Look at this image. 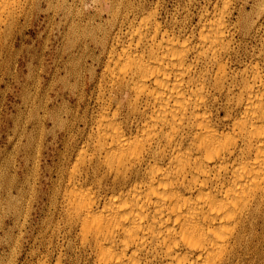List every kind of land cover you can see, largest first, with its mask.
Instances as JSON below:
<instances>
[{
    "label": "bare ground",
    "instance_id": "1",
    "mask_svg": "<svg viewBox=\"0 0 264 264\" xmlns=\"http://www.w3.org/2000/svg\"><path fill=\"white\" fill-rule=\"evenodd\" d=\"M42 1L0 0V73L34 9L68 23L65 4ZM248 1L176 0L161 20L156 4L119 0L108 29L89 13L70 20L80 34L66 74L80 80L81 98L87 80L93 110L78 135L49 115L64 150L50 173L57 221L35 264H64L62 250L50 260L56 235L91 264H264V18L248 20ZM238 34L258 36L261 48L244 52ZM35 125L25 150L44 130Z\"/></svg>",
    "mask_w": 264,
    "mask_h": 264
},
{
    "label": "rangeland",
    "instance_id": "2",
    "mask_svg": "<svg viewBox=\"0 0 264 264\" xmlns=\"http://www.w3.org/2000/svg\"><path fill=\"white\" fill-rule=\"evenodd\" d=\"M144 1L150 2L152 7L156 4L155 7L157 6L161 13V20L167 19L166 16L176 5V0ZM187 1L179 0V3L183 5ZM196 2L199 4L207 2L211 6L214 0H196ZM243 2L244 0H235V4L238 6ZM261 2V0H256L254 4L250 0L245 5L248 20L254 19L259 22L264 18V15H261L257 19L255 14L260 10L259 3ZM43 3L41 0L42 9L45 8V3ZM60 3L65 4L63 7L66 12L68 11L67 13H71L70 16L67 14L68 23L60 25L58 24V15L49 12V16L47 13L34 9L26 23L24 36L21 38L19 35L16 38L15 53L10 61L8 71L4 70L3 73H0V264H35L38 256L42 254L40 250L43 248L40 243H44L46 233L49 234L50 219L53 217L54 222L57 221L56 210H52L53 208L48 206L52 181L50 173L56 168L57 155L64 150L61 142L64 133L57 125L51 123L49 115L55 113L54 120L63 121L64 125L66 123L75 125L74 129L79 127L75 130L78 135L82 133L80 130L83 128V118H88L93 110V104L89 99L90 89L87 80L82 86L81 98L80 80L76 76H67L66 74L68 61L65 51H67L68 44L80 34V30L76 31L75 29L77 26L69 22L70 20L78 21L81 15L89 13L92 16L90 18L93 20V26L100 23L101 27L108 29L107 9L110 4H116L113 8L120 9L119 0H53L52 6H60ZM81 23L79 25L83 26L86 21L82 20ZM236 44L246 53L253 51L255 47L257 49L260 47L258 36L252 39L238 34ZM90 61L87 60V64ZM77 66L78 64H76V68H78ZM26 94L31 97L30 102L32 100L33 112L31 115L27 110L30 107L29 103L24 104ZM40 122L44 123L43 132H40L39 128H35L32 132L35 142L30 149L25 150L24 146L27 140L23 132L32 130V125L36 124L37 127V123ZM40 139H42L39 146L40 153L35 171L33 161L37 155L35 153H37ZM31 183L34 184L31 185ZM20 185L23 188L22 198L18 197L16 190ZM16 207L18 211H16ZM21 219L24 223H21ZM61 242L60 235L53 238L50 247L51 263L58 251L62 250L68 255L63 258L64 264H91L89 260L83 258L78 249L73 248L69 252L60 247Z\"/></svg>",
    "mask_w": 264,
    "mask_h": 264
}]
</instances>
